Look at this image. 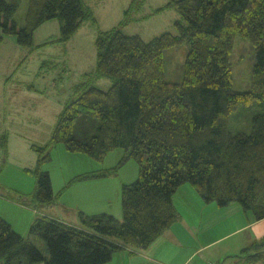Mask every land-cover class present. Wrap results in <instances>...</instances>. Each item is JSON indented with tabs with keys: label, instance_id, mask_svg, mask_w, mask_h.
Masks as SVG:
<instances>
[{
	"label": "trees",
	"instance_id": "1",
	"mask_svg": "<svg viewBox=\"0 0 264 264\" xmlns=\"http://www.w3.org/2000/svg\"><path fill=\"white\" fill-rule=\"evenodd\" d=\"M22 1L0 0V41L14 36L31 51L36 30L46 22L60 21V41L66 43L94 19L83 0H28L21 24ZM170 7L180 15L174 23L177 34L166 32L149 42L118 28L98 34L95 71L77 86L49 144L35 148L40 155L35 208L57 202L51 175L42 170L56 145L98 162L111 151L124 150L117 167L74 179L111 176L135 160L139 177L122 186V220L79 212L81 226L76 227L37 218L31 234L46 246L47 258L0 216V264H107L129 247L147 250L178 221L173 199L185 184L206 203H239L258 221L264 219V0H172ZM239 38L249 41L256 55L247 91L234 88L231 55ZM184 43L189 48L184 80L169 82L165 53ZM94 79L113 84L105 91L92 85ZM254 105L260 111L247 129L234 134L232 114ZM259 257L250 254L248 260Z\"/></svg>",
	"mask_w": 264,
	"mask_h": 264
},
{
	"label": "rangeland",
	"instance_id": "2",
	"mask_svg": "<svg viewBox=\"0 0 264 264\" xmlns=\"http://www.w3.org/2000/svg\"><path fill=\"white\" fill-rule=\"evenodd\" d=\"M83 1L94 19L84 22L66 43L60 41L59 20L46 22L35 32L36 48L32 51L28 50L30 48L20 50L14 36H4L0 41V216L6 218L17 233L29 238L47 258L46 246L31 234L36 218L44 215V207L35 208L32 199L37 188L34 171L40 158L35 148L49 144L60 114L74 98L77 86L95 71L98 34L118 28L128 36L138 35L149 42L166 32L177 34L174 23L180 19L174 7L166 8L172 0ZM27 7L28 0H23L18 21L24 22ZM188 51L185 43L166 51L167 81L183 82ZM255 62L253 45L245 39H237L231 55L236 90L251 89ZM112 84L111 79L92 82L93 86L105 91ZM257 111H260L258 105L239 107L230 118L231 131L236 134L247 129L251 116ZM124 157L125 151L116 149L98 162L85 154L70 153L63 144H58L52 148L50 160L42 170L50 173L59 203L75 205L77 211L88 215L111 213L121 221L122 186L134 183L139 177L135 160H128L111 176L77 182L74 179L87 173L103 174L117 167ZM67 185L71 186L65 189ZM177 203L183 204L184 209L193 205L187 198ZM225 260L227 258L218 262L224 264Z\"/></svg>",
	"mask_w": 264,
	"mask_h": 264
},
{
	"label": "crops",
	"instance_id": "3",
	"mask_svg": "<svg viewBox=\"0 0 264 264\" xmlns=\"http://www.w3.org/2000/svg\"><path fill=\"white\" fill-rule=\"evenodd\" d=\"M11 41L15 43L13 39ZM18 48L24 51L19 44ZM185 198L193 205L184 209L183 204L177 201ZM173 201L179 218L168 231L147 250L129 247L116 253L107 264H207L214 261V264H219L218 261L226 258L224 264H264V246L259 249L253 247L246 252L252 246L264 242V219L258 221L252 212L246 211L239 203L226 207L206 203L191 185H183ZM80 211L75 205L57 201L44 207L41 217L80 227ZM93 214L101 213L89 215ZM256 253L260 254L259 259L248 260L250 254Z\"/></svg>",
	"mask_w": 264,
	"mask_h": 264
},
{
	"label": "built area",
	"instance_id": "4",
	"mask_svg": "<svg viewBox=\"0 0 264 264\" xmlns=\"http://www.w3.org/2000/svg\"><path fill=\"white\" fill-rule=\"evenodd\" d=\"M210 264H213V263H210Z\"/></svg>",
	"mask_w": 264,
	"mask_h": 264
}]
</instances>
